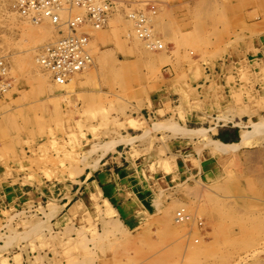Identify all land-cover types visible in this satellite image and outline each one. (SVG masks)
<instances>
[{"label":"rangeland","instance_id":"obj_1","mask_svg":"<svg viewBox=\"0 0 264 264\" xmlns=\"http://www.w3.org/2000/svg\"><path fill=\"white\" fill-rule=\"evenodd\" d=\"M16 1L0 0V264H264V0L141 4L159 51L117 12L65 84L37 60L54 26ZM216 115L246 116L260 146L206 153L192 133Z\"/></svg>","mask_w":264,"mask_h":264},{"label":"built area","instance_id":"obj_2","mask_svg":"<svg viewBox=\"0 0 264 264\" xmlns=\"http://www.w3.org/2000/svg\"><path fill=\"white\" fill-rule=\"evenodd\" d=\"M151 0H17L16 9L34 22L48 21L57 37L41 46L37 60L52 72V78L65 84L71 77L93 62L92 31L106 26L117 12H124L133 31L147 46L162 49L163 43L155 38L149 27L148 14L138 6ZM5 62L0 59V93L6 87L2 82ZM185 210L176 214V222L189 220Z\"/></svg>","mask_w":264,"mask_h":264},{"label":"crops","instance_id":"obj_3","mask_svg":"<svg viewBox=\"0 0 264 264\" xmlns=\"http://www.w3.org/2000/svg\"><path fill=\"white\" fill-rule=\"evenodd\" d=\"M157 51H159V50H157ZM165 66H167V65H164V67ZM163 79L165 80V83H168L169 80H171V77L168 74H164ZM78 82H81V81H78ZM219 118L220 117H218L216 115V116H213L214 120L212 122H210V120H207V121H205V123H202L203 127L209 128V135L212 136V138L219 139L223 142L236 143V142L240 141L242 131L247 128V121H248L247 117L246 116L239 117V116L229 115V118L227 119L228 121L226 119L224 121V119H219ZM233 118H234V120H233ZM250 143H251V145H250ZM250 143L247 145L241 146L240 149H237V150L233 151L232 153L238 151L240 153L246 154L249 152H253L252 150H254L256 147L260 146L257 142H250ZM209 150H211L210 147L205 149L206 153H208ZM232 153L230 152V153H219V154L227 155L230 157ZM204 155L209 156L210 154H208V155L204 154ZM198 158H199V153H197V159Z\"/></svg>","mask_w":264,"mask_h":264},{"label":"bare ground","instance_id":"obj_4","mask_svg":"<svg viewBox=\"0 0 264 264\" xmlns=\"http://www.w3.org/2000/svg\"><path fill=\"white\" fill-rule=\"evenodd\" d=\"M33 23H36V22H33ZM79 72H81V71H79ZM219 119H224V121H225L226 118H223L221 116ZM233 120H234V118H233ZM189 130H193V129H189ZM199 130H201V129H199V128L195 129V131L192 134L194 135V133H195L197 136L199 134L200 137H201V140L203 139L204 142H208V146L211 147V149H213L216 152H220V153H230V152L232 153L233 151H235L237 149H240L241 146L249 144L251 142V139H252L251 138L252 137V133H251V130H249V129H244L242 131L241 140L236 142V143L223 142V141H221L219 139L212 138V136L209 135V128H207V127H204V129L201 130V132ZM187 131H188V129H187ZM250 145H251V143H250Z\"/></svg>","mask_w":264,"mask_h":264}]
</instances>
